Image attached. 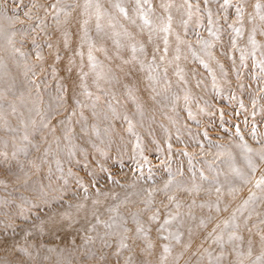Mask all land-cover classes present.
Instances as JSON below:
<instances>
[{
  "label": "rangeland",
  "instance_id": "374dc122",
  "mask_svg": "<svg viewBox=\"0 0 264 264\" xmlns=\"http://www.w3.org/2000/svg\"><path fill=\"white\" fill-rule=\"evenodd\" d=\"M68 2L71 5H77L78 3L77 0H68ZM188 2L193 5V15L190 20L187 14V5L184 0H150L153 15H158L159 17L163 15L167 17L168 15L161 7L162 4L172 5L168 10L172 15V26L171 32L168 34L167 55L165 56L163 51V39L159 45L152 48L155 49L153 51L156 53V61H158V64L153 62V67L157 68L163 77L157 85L159 89L168 90V96L171 99L168 105L174 108L172 110L168 108L167 112L156 116L158 123L161 124V122H164L162 126L163 130H151V133L148 134L146 133L147 124L145 125L141 121L135 123L139 128H143V125L147 126H144L145 135H143L144 133H136L139 137V148L136 146L137 136L128 142L121 141L117 138L118 134L130 135V132L127 131L128 122L123 125L121 132L117 134L112 132L113 129H110L106 134V139L103 143H100L101 147L97 144H88L83 147L80 143L81 136H73V139L70 141L64 140L62 138L63 129L68 125L61 123H59L60 125L58 123L54 124V119H52L50 128L56 127L57 131L55 136L60 137L59 146H57L49 129L43 128L40 125V117L35 115V109L39 108L42 113H48L47 106L52 102L53 104L49 111L53 115L57 111L60 97L63 96L66 99L68 94L66 85L63 88L57 87L63 81V78L59 75L57 76V73L54 75L52 71V68L55 67L52 62L55 53L58 51L61 56L62 52L55 47L54 43H52V49L44 47L42 51L45 56V61L43 64H40L35 60L34 53L30 52V39L26 41L22 50L28 52L31 57L30 62L37 65L36 75L32 76L29 74V77L26 78L23 62L20 58L13 57L9 51L0 50V60L6 66L4 71L0 73V76L6 74L11 77V82L7 85L8 88L0 90V101L6 102L8 105L15 101L16 105V113L14 115L11 114V108L9 106L2 109L9 124L15 131L8 132L0 127V135L5 138L3 142H0V153H7L8 155L7 161H5L4 156L0 155V181L8 185L5 188L3 183H0V201H8L7 204H0V262L6 259L9 260L6 257L14 256L18 261H27L29 258L24 256L23 253L13 251V245L29 247L33 243H40L41 235L37 237L34 234L25 241L22 230L24 224L27 222H30L31 225L35 223V219L27 216L28 213L34 211L42 212L43 206L47 207L49 204H45L39 199H34V197H37V189L41 185L50 186L51 189L55 190V192L52 190L54 194H57V191L60 190L61 192L68 190L74 192L82 189L80 188L82 186L76 183V177L69 179V176H66L69 169L73 175L79 174L80 177L83 176V180L85 181L88 179L90 188L94 184L108 185L111 182L116 183L118 187H124L136 181L144 182V180L150 179L148 180L149 185L146 190H156L153 196L154 204L152 207L153 210H158L159 205L175 207V204L169 203L163 191L156 188L155 181L157 178L166 176L167 179H178L179 184L184 188H188L186 183H191L193 187V185H200L201 181L209 183L214 178L226 174L225 169L222 167V162L228 158L227 152L232 153L236 150L241 152L240 148L237 147L241 143L239 136L236 135L237 127L240 130V135L243 136L244 142L249 147L259 149L264 146V91H262L264 89V76L261 75L258 67V62L264 59V35L260 34V21L257 18L254 23L257 27L255 37L259 38L256 40L258 47L253 49L249 41V36L252 33L254 25L248 22V16L254 14V5L257 2L264 4V0H231L233 6L229 7L226 11L221 7L223 0H209L208 4H205L204 0H188ZM29 3L30 0H23L24 5H29ZM41 3L47 5L53 2L43 0ZM129 3H134V0H129ZM237 3L243 6L245 10V19L242 26L243 31L240 36H237L228 27L235 19V6ZM197 5L200 9L199 13L196 12ZM144 7L147 8L148 5ZM206 9L212 13L213 30L219 29L217 33L218 39L209 35ZM25 10L24 7L19 9L21 19H23V12ZM40 14L43 15L44 13L41 11ZM129 15H133L131 9H129ZM225 15L228 17L227 21L224 19ZM184 21H188L187 26H185ZM47 24L49 26L48 30L53 31L56 28L53 21H49ZM26 26L24 25V27ZM235 26L241 27L239 24ZM20 27L21 25L17 24V28ZM50 35L53 39L54 36L52 34ZM177 36L183 41V43L179 44V60L175 59L177 55ZM19 39L20 37L18 36L17 41ZM51 40L49 41L50 43ZM233 40L236 41L235 48L232 46ZM203 41L211 43L212 47L205 50L201 43ZM38 42L42 43L43 41ZM188 45H191V48ZM157 48L159 50H156ZM241 49L245 50L243 62L241 61ZM94 52H98V50L94 49ZM208 53H211V55ZM162 56L164 57L163 60L161 59ZM220 65H223V72L221 71ZM60 71L58 70L59 74ZM178 71L180 75H177ZM238 76L239 79L237 78ZM28 79L34 80L35 84L40 86L39 97H37L34 85L28 83ZM18 101H25L33 107V110L31 111L20 106L17 103ZM64 101V107L58 109L61 114L56 115L55 119L64 115L67 117L72 111H75L76 115L72 117L73 120L70 125L74 129V132L76 127L74 122L83 123L87 111H90L89 114L93 119L96 117V120L93 122L96 128H99L100 124L104 125L106 122L104 119L105 116L113 115L107 103L104 106L97 105L95 109H93L94 107L91 103H83L80 106L77 104L73 108H67ZM253 101H255V106L253 105ZM241 102L244 105L243 108L240 106ZM173 110L177 111L176 115L175 113H171ZM97 111L102 112L96 113ZM93 112L96 115H93ZM81 113H83L84 120L80 119ZM29 118L37 120L36 129L33 130L31 124H29L28 133L31 141H37V143L32 141V144L39 145V152L31 144H26L20 139L24 135V129L20 126L19 121L21 119L29 120ZM90 124L91 122L86 125ZM86 125L83 127H78L77 125V134L80 133L79 135L88 137L91 133ZM106 127H109V125ZM253 128H255V137L252 134ZM44 131L48 132L49 137H41ZM205 133L208 134L207 137H205ZM33 134L37 135L32 138ZM113 137H115L114 140L118 139L121 144L109 146L108 139L111 140ZM13 139H15L17 145L28 148V156H24L23 153H18L16 159L12 158V152L14 151ZM5 141H7V147H5ZM169 145H171V149H169ZM201 145L203 148H201ZM217 145L223 146L225 155L220 156L217 154L220 151ZM70 149L75 155L69 156ZM140 149H143L145 152H152L149 159L138 156L137 153ZM45 150H48L47 156L43 155ZM185 152L188 155H184ZM38 157H42L46 162L41 163L37 159ZM30 160H37V163H40V170L38 172L28 166V161ZM57 160L64 167L63 172L61 173L56 170L51 175L46 176L50 167H56ZM18 162L25 165L24 171L28 172L31 176V179L26 184L23 180H17V176L22 177L24 175L18 167ZM81 162H84V165L87 164L89 167L92 166L91 171L93 176L83 172V168L77 167ZM77 163L78 165H76ZM101 166L107 171H101ZM242 166L243 164H238V167ZM142 169L153 172L155 175L153 179L156 180L154 181L147 176L144 172L145 170ZM201 173L207 177V180L201 179ZM256 176L259 178L260 172ZM200 186L202 187V185ZM249 188H251V185L244 187V191L237 193L235 196L245 195L248 193ZM207 189L206 184L199 194L177 189L171 190V194L173 195L178 192L176 201L181 205L178 213L180 215L188 214L191 211L193 215L200 214L199 216L211 214L208 208L202 209L199 207L200 204L208 202L209 197L216 196L214 192L209 196ZM21 196L25 197L29 203L22 204L20 200ZM145 197L146 191L144 190L140 199L136 197H128L129 199L126 200L122 199L121 201L123 203L120 204V210L124 204L127 206L131 204L133 207L144 206L141 201ZM193 201H195V205H193ZM190 205H193L191 209L189 208ZM21 207L23 209V215H18ZM175 210H177L176 207ZM212 212L214 213L215 211L213 210ZM7 217H11V221ZM197 222L192 221L194 226H196ZM211 225H209L210 228ZM13 228H15V232H13ZM6 233H14V235L19 233V235L13 241L6 244L4 241ZM42 239L46 245L51 247L50 244L53 240L49 235L45 234ZM23 242H27V245H22ZM182 244L178 245V251L198 249L197 245L193 244L195 247L185 250ZM30 251L35 256V250L30 249ZM113 252L110 256L109 254H105L107 260L104 264H116L117 257L113 255ZM43 255L47 256L48 259L45 260ZM69 255L61 254L58 249L53 253H47L46 250L42 249L38 261L39 264H51L54 260H67L70 261V264H75L82 260L84 264H96L95 260L89 259L86 255L81 258L79 254H76V257ZM127 255L129 256V254ZM130 255L133 256L132 254ZM97 256H99V253H97ZM128 256L121 254L119 258L120 264H124ZM198 258V255H194L192 258L184 255L180 261H186V264H193ZM228 258L226 257L225 260ZM29 264H31V261H29Z\"/></svg>",
  "mask_w": 264,
  "mask_h": 264
},
{
  "label": "snow or ice",
  "instance_id": "6c2138e0",
  "mask_svg": "<svg viewBox=\"0 0 264 264\" xmlns=\"http://www.w3.org/2000/svg\"><path fill=\"white\" fill-rule=\"evenodd\" d=\"M185 4L187 5V14L189 20L191 19L193 13H192V7L188 0H184ZM205 4L209 3V0H204ZM148 5L147 8L144 6ZM231 0H223V4L221 7L225 9V11L232 7ZM21 7H24L26 10L23 12V19H21L19 14V9ZM75 7H81L80 5H67L63 2V0H55V3L51 4H44L40 3L39 0H30L29 5H24L23 0H0V20L7 21L8 27H2L0 26V41L3 43H0V50L3 51H9L13 57H19L20 60L23 62V69H24V75L26 78L29 77V74L32 76L36 75V69L37 65L30 62L31 57L28 52L23 51V47L25 46V42L30 39V52H33L35 55V60L43 64L45 61V56L43 55L42 49L44 47H47L48 49L53 48V44L49 41L52 39L51 35L48 34V24L47 21L49 17L53 20L56 31H61L63 25H67L68 19L67 17L70 15V10H75ZM161 7L164 9L165 12L168 13L167 17H157V20H160L161 23L157 25L153 20V10L152 6L150 4V0H134V7L132 9V12L135 14V18L133 16L129 15V10L125 6L124 0H114V2H111V8L114 11L109 12L103 9V6L99 2V0H84V3L82 5V15L87 17L83 21L82 29H83V36L81 37V40L83 43H87L88 45V63L89 67L91 69V73L94 75V83H97L101 79H105L106 75L103 73L102 68L103 65L96 59V57L93 55V50L96 49L98 51H106L103 47L97 48L95 41L91 37L88 31V24L89 20L92 16H95V31L98 37H101L103 39L104 36H110V38L113 40L115 47L117 50L121 48H128L131 52V61H124L125 63L130 62H138L140 64L141 69L144 68V61L139 58L137 53L145 54V45L143 43H137L135 36H133L128 29L123 25L119 23L118 17H122L123 20L129 21L132 25H137V20L141 21L139 25H137L141 32H143L145 29L148 30V42L151 43L153 39L154 34H158L160 32L164 33L163 36V43H164V54L167 55L168 52V34L171 32V26H172V15L168 11L172 5L171 4H162ZM236 12H235V19L233 23L229 24L228 27L232 29V31L237 35L240 36L243 31V24L245 19V10L243 6H241L239 3L235 6ZM254 14H250L248 16V22L252 23L254 26L252 28V33L249 36V41L253 47V49H256L258 47L255 35L257 31V27L255 26V21L257 18L260 21V34L264 35V4H261L257 2L254 5ZM41 11L44 13L41 15ZM200 9L199 6H196V12L199 13ZM207 16H208V25H209V35L214 36L217 39L219 38L217 33L219 32V29L213 30V19H212V13L210 10H207ZM63 14L64 19H61V15ZM107 18V28L111 29V32L108 33L105 30V27L101 24V20ZM225 21H227L228 17L225 15L224 17ZM188 21H184L185 26H187ZM17 24H20L21 27L17 28ZM241 25V27H236L235 25ZM24 25H27L24 27ZM120 29L117 31V29ZM64 35V41L63 46L65 49L68 48V32L66 29L63 30ZM20 37L19 41H17V37ZM177 48H176V60L180 59L179 52V44L183 43L181 41L180 37L177 36ZM43 41L42 43L38 41ZM127 42V43H125ZM202 47L207 50L208 48H211V43L207 41H203ZM19 45V46H18ZM233 48L236 47V41H232ZM189 48H191V45H188ZM156 50H159L158 48ZM241 61L243 62L245 58V50L241 49ZM211 55V53H208ZM74 55H79L83 57V53L80 51H77L74 53ZM254 55V52H253ZM62 57L60 56L59 52L57 51L53 58V64H58L61 61ZM161 59L163 60L164 57L162 56ZM75 61L70 57L69 58V64H73ZM3 61L0 60V68H3ZM207 67V65H205ZM258 67L260 69V73L262 76H264V59H261L258 62ZM80 80H81V87L84 89V94L88 97L92 96V93L87 90L86 86V78L89 75V73L83 72V64L80 66ZM149 68L151 69V65H149ZM221 71L223 72V65H220ZM71 71V69H68ZM53 74L56 73V68H52ZM166 74V70H165ZM177 75H180V72H177ZM226 75V73H225ZM239 79V76L237 77ZM149 79H152L150 76ZM28 83L34 85L37 97H39L40 92V86L38 84H35L34 80L28 79ZM214 85H215V77H214ZM98 86V84H97ZM59 88L60 86L57 85ZM264 91V89H262ZM64 97H60V103L57 105V111L49 117L47 113H42L39 108L35 109V115L40 117V125L43 128L49 129L51 134L53 135V138L59 146L60 137H56L55 133L57 129L55 127L50 128L51 120L55 119L56 115H60L61 113L58 111V109L64 107ZM76 103L79 105L80 102L76 101ZM253 105L255 106V101H253ZM95 106V105H94ZM241 108H243V103L241 102ZM9 107L11 108V114L16 113V106L13 103H10ZM109 109L115 116V109L112 108L111 104H109ZM76 115L75 111H72L71 114L67 117H65L64 120H61V124H66L68 126L64 127L63 129V136L62 138L66 141H70V138L73 136L74 129L70 127L72 123V117ZM93 115H96L95 112H93ZM191 115V113H190ZM126 121H128V128L127 131L130 133L133 132V124L132 121L125 115L123 117ZM80 119L84 120L83 113L80 115ZM105 120L108 119L107 116L104 117ZM20 126L24 129V135L20 138L22 142H25L26 144H31L32 147L36 149L37 152L40 151L39 145L32 144V141L29 138L28 133V127L29 124H31L33 130L36 129L37 126V120L34 118H29V120L21 119L19 121ZM0 127H2L5 131L11 132L15 131L9 124L5 114L2 110H0ZM94 131H96V135L99 136V130L96 129V126L93 125ZM83 130V129H82ZM110 131V126L104 129L105 134H107ZM252 134L255 137V128L252 129ZM207 133H205V137H207ZM236 135L239 136L241 143L237 145L238 148H240V156L243 160V166L238 167L236 165V157H234L230 152H227L228 158L230 160L229 169L230 172L228 175L225 176V179L223 183L220 182V180L217 178H214V180L210 183L209 188L207 189V192L209 196L212 195L214 192L216 195L215 201H209L206 203H202L199 205L200 208H208L209 212H212L213 210L215 213L219 214L221 212H228L229 208L228 205H225L223 208H221V204L223 203V198L225 195L234 197L235 194L240 192L242 190L243 186L251 185V188H249V194L246 199H244L231 213L230 215L219 222H214L215 217L209 215L207 218L201 217L199 221L196 223L195 229L191 226L187 229V234L189 237L188 242H183V235L184 233L180 231V228H183L184 221L180 217L179 213L177 215H172L171 213L168 214L167 218L164 219L163 223L160 224L158 231L161 233L167 232V235H163L161 238L164 241H168V243H164L162 247V254L160 256V264H165V262L168 260V257L172 253V245L175 243L176 245H181L185 250L191 249L193 247V236L195 234V231L197 229L199 230H207L209 225H214L210 231H206V234L202 238L199 246L198 251L194 252L193 255H198V260L196 264H224V261L226 259L227 255H234L235 260L233 262H230V264H245V261H248V264H264V212L257 211V208L259 206H264V146L260 147L259 149H253L248 146L247 143L244 142L243 136L240 135V130L237 127L236 129ZM13 146L14 151L12 152V158L16 159L18 153H23L24 156H28V148L26 146L17 145L15 142V139H13ZM137 148L140 147L139 144V137L137 136ZM5 147H7V141H5ZM201 148L203 146L201 145ZM217 148L220 149L218 151V155L222 156L225 155V150L223 149L222 145H217ZM169 149H171V145H169ZM142 154V153H141ZM0 155L4 156L5 161L8 159L7 153H0ZM44 156L48 155V150H45ZM75 155L74 152L69 150V156ZM184 155H188L187 152L184 153ZM38 160H40L41 163H45L46 161L43 160L42 157H38ZM191 161V158H190ZM28 166H30L31 169L38 172L40 170V163H37V160H30L28 161ZM18 167L21 172L24 173V175L17 176V180H23V182L26 184L29 179H31V176L28 172H25V165L18 162ZM85 167H88L87 164H85ZM56 168L57 171L63 172V167L59 160L56 161ZM101 171H107L106 169L101 166ZM260 172L259 178H257L256 174ZM34 174V173H33ZM69 175H72L71 170L69 169L68 172ZM49 175H51V168H49ZM183 175V173H181ZM111 178V177H109ZM201 179L207 180V177L201 173ZM0 183H3V181H0ZM67 183V181H65ZM77 184H80L83 186L82 181L77 178L76 180ZM118 183V181H117ZM3 186L5 188L8 187L6 183H3ZM47 187V190H46ZM175 188L177 190H183L186 192H195L199 194V192L202 190L200 185H193L192 188H184L181 184H173V180L169 179L165 185L164 188L161 190L163 193L167 196V199L169 203H174L177 210L181 207L180 203L176 201V197L171 194V190ZM85 192L88 191L87 188L84 189ZM146 191V197L141 201V203L144 205L142 209L139 210V212L132 214L131 219L136 225L134 230V235L137 239H142L146 241L145 245V251L151 253V250L153 248V244L150 242L149 233L151 232V228H146L144 223L140 219L141 213L144 212H151L152 214L148 217V220L153 223H159V211L155 210L153 211V196L155 193V189L152 190H145ZM97 198L92 200L93 207L91 209L87 208V205L83 202L77 204L76 210L77 214L80 211H84V216L82 218H76L73 216V214L65 209L63 212L57 211L55 214H46L47 219L43 220L41 222V225L39 226L38 231L41 235V240L39 244L33 243L29 247H18L17 245H13V251L23 253L24 256H27L29 259L27 261L20 260V261H12V260H4L3 262H0V264H29V261H31V264H39L38 258L40 256V251L46 250L47 253H53L57 251L56 247H49L46 245L42 239V237L47 234L48 232H51L55 234L58 230H69V229H75L77 233L83 232V235L80 237L81 243L77 245L76 240L73 239L70 241V248L65 249L61 248L59 251L62 254L64 251L68 250L70 252H78L80 249H84L86 256L91 259L95 260L96 264H104V262L107 260V257L105 256L103 252V248H109L111 249L113 247L111 241H116V248L113 252V255L117 257L116 264H120L119 258L121 257V254L124 251L131 252L133 249L128 243L130 237L129 232L132 231L126 225L128 224V220L121 215L119 209L120 204L123 203L121 201L120 203H117L115 205L109 206L105 209L106 212L109 213V216L107 219H102V215L99 212V207L101 205L100 196H104L105 199H107V193L102 192L101 190L97 189L96 193ZM34 199H39L41 202L48 204L51 200L52 202L60 203L63 201L64 197L62 193L54 194L50 186H43L41 185L37 189V197H34ZM113 200H116L117 197L113 196ZM20 200L22 204H27L29 201L21 196ZM84 200H87V197H84ZM8 201H0V204H7ZM193 205H195V201H193ZM193 205H190L189 208ZM36 206V205H34ZM63 207V205L61 204ZM167 207V205H164ZM72 205L69 204L68 208H71ZM18 215H23V209L21 207V211L18 213ZM89 216L91 219H89ZM256 217L255 221L251 223L250 221H253V217ZM188 218L191 221H196L197 218L195 215L189 211ZM9 221H11V217H7ZM14 223V221H12ZM173 223H178L179 227L176 231H171L170 227L173 225ZM79 225V227H76ZM103 229V232L100 231V229ZM253 229H256L255 236L258 237L259 244H260V254L253 257ZM247 232L249 234V237L247 239V248L245 249V236L242 234L243 232ZM13 232H15V228H13ZM33 236V232L31 230H27L24 232L23 239L25 241L28 240L29 237ZM101 245V249L99 251V256H97V252L92 250V246L97 244ZM204 245H208L205 247ZM30 248L35 250V256H33L32 251H30ZM230 250V251H229ZM48 257L45 256V260H47ZM177 261L179 257L176 258ZM57 264H70V261L67 260H58ZM124 264H133V258L131 255L127 257V259L124 261Z\"/></svg>",
  "mask_w": 264,
  "mask_h": 264
},
{
  "label": "bare ground",
  "instance_id": "6f19581e",
  "mask_svg": "<svg viewBox=\"0 0 264 264\" xmlns=\"http://www.w3.org/2000/svg\"><path fill=\"white\" fill-rule=\"evenodd\" d=\"M42 1L43 0H39L40 3ZM48 1L55 3V0H48ZM77 1H78L77 5H80L81 7H75V10H72V12H70V15L67 17V19H68L67 25H63L61 31H56V28L53 31L48 30V34L49 35L52 34L54 36V38L51 40V43H54L55 47L62 52L61 53L62 54L61 55V57H62L61 61L58 64H53V66H55V68H56V73H57L56 75L61 76L63 78V81L65 82V84L63 81L60 82V84H59L60 88H63V86L66 85V90H67L68 94H67L64 102L66 103L65 105L67 106V108H69V107L73 108L75 105H77L76 101L80 102L79 106L83 103L84 104L85 103H91L92 106L94 107L93 109H95L97 105H103L104 106L107 103V105L109 106V104H111L112 108L115 109V116L109 115L108 119L106 120L104 125L99 123L100 126H99V128H96V129L99 130L100 135L97 136L96 131H94V129H93V125H94L93 122L96 120V117H95V119H93L91 117V115L89 114L90 111L89 112L87 111L86 113L89 116L86 115L85 121H83V123L82 122H74V125L76 127H77V125H78V127H81V126L83 127L87 123L91 122L90 125H86V127L89 128V131L91 134L88 135V137L83 136V135H79L80 133L77 134V132H76L77 130L75 127V132L73 133V136L74 137L75 136H77V137L81 136L82 137V139H80V143L82 144L83 147L87 146L88 144H97L100 146V143H103V141L106 139V134L104 132V129L107 128L106 126L109 125L110 129H113L112 132H114L116 134L121 132L123 125L126 122H128L123 118L125 115L132 121V124L135 127V129H133V132L135 133V135H133V133H130L131 136L129 134H127V135L118 134L117 138H119V140H121V141H127L128 142V141H130V139L133 140L134 137L137 136L136 133L139 132L140 134H143L144 128L147 126L148 127H147L146 133H148V134L151 133V130L159 131L160 129H162L164 122L163 123L161 122V124L158 123L156 116L161 115L164 112H167L168 108L171 110L174 108V107H172V106L170 107V105H168L171 102V99L168 96V90L159 89L157 84H158V82H160L163 79V77L159 73L158 69L153 67V62L154 63L158 62V61H156V55H155L156 53H154L153 50H155L154 48L157 45H159V43L162 41L164 33L160 32L158 34H154L152 42L149 43L148 42V34H149L148 30L145 29L143 32H141L139 27L137 26L141 23V21L137 20V25H132L129 21H125V20H123V18L118 17L119 23L123 24L128 29V31L133 36H135V38H136L135 42L143 43L145 45V54L137 53L139 58L144 61V68L141 69L140 64L138 62H130V63L124 62L126 60L131 61V52L128 48H121V49L117 50L115 47V44H114L113 40L110 38V36H104L103 39H101V37L97 36L96 31H95L96 20H95V16H92L91 19L89 20V24L87 26L89 34L91 35V37L95 41L97 48L103 47L106 50V51H98V52H94V50H93V55L103 65L102 71L106 75L105 79H101L97 83H94V75L91 73V69H90L89 63H88V45H87V43H83L81 40V37L83 36L82 24H83V21L85 19H87V17L82 15V12H83L82 5L84 3V0H77ZM63 2L67 5H71V3L68 2V0H63ZM99 2L103 6L104 10L109 11V12H113V14H115L111 8V2H114V0H99ZM124 3H125V6L127 7L128 10L133 9L134 3H129V0H124ZM132 16H133V18H135L134 13ZM163 16H164V18H166L165 15H163ZM157 17H159V16L153 15V20L155 23L159 24L161 21L157 20L156 19ZM61 19H64V17L62 15H61ZM49 21H51V22L53 21L51 19V17H49L47 23ZM101 24L105 27L106 32H108V33L111 32V29L107 28V18L101 20ZM0 26L7 28V21L0 20ZM64 29H66L68 32V48L67 49H65L63 46V41H64L63 30ZM119 30L120 29L118 28L117 31H119ZM257 39H259V38L255 37V40H257ZM125 43H127V42H125ZM152 47H154V48H152ZM77 51L82 52L83 57H81L79 55H74V53ZM70 57L75 61L73 64H69V58ZM52 62H53V59H52ZM81 64H83V72L89 73V75L86 78L85 83L87 86V90L92 93L91 97L86 96L84 94V89L81 87V80H80V71H81L80 66H81ZM149 65H151V69L149 68ZM58 67H59V69H57ZM5 68H6V66H4L3 68H0V73H2V71H4ZM69 68L71 69V71L68 70ZM58 70H61L60 74H59ZM150 76L152 77V79H149ZM200 81H202V80H200ZM10 82H11V77L9 75L4 74L3 76H0V90L8 88L7 85ZM97 84H98V86H97ZM12 92H14V91H12ZM17 103H19L20 106H22L26 109H29L31 111L33 110L32 109L33 107L28 105L25 101H18ZM13 104H15V101L13 102ZM52 104L53 103L50 102L49 106H47V108H48L47 114L49 115V117L52 116V113L49 111L51 109L50 107L52 106ZM7 106H9L8 103L0 101V110H2L3 108H5ZM100 112H102V111H97L96 113H100ZM171 113L172 114L175 113V115H176L177 111L173 110V111H171ZM65 117H66L65 115L57 117L56 119H54V124H56V123L59 124L61 120L65 119ZM97 119H99V118H97ZM137 121H141L145 125L147 124V126L143 125V128H139L138 125L135 124ZM105 124H106V126H105ZM35 133H38V132H35ZM36 135L37 134H33L32 138H34ZM143 135H145V133ZM73 136L70 138V140L73 139ZM41 137L42 138L49 137L48 132L44 131V133ZM114 138L115 137H113L111 140L108 139L109 146H115V145L121 144V142L118 141V139L114 140ZM4 140H5V138L0 135V142H3ZM32 141H34V140H32ZM34 142L37 143V141H34ZM137 154L140 157H143L145 159H149L152 152L151 151L145 152L143 149H140V150H138ZM231 154L234 157H236L235 162H236L237 166H238V164L239 165L243 164V160L240 156L239 151L236 150V151L232 152ZM230 163L231 162H230L229 158H226L222 162V164H223L222 167L225 169L226 174L218 177V179L220 180L221 183H223L225 176L228 175L230 172V169H229ZM76 165H78V163ZM77 167L83 168V170H84L83 172L93 176L92 175L93 173L91 171L92 166L91 167H89V166L85 167L84 162H81V163H79V165ZM50 168H51V174L57 170L55 166L50 167ZM142 170H145V169H142ZM144 172L151 179H153L155 176L153 172H149L147 170H145ZM47 175L49 176V171H48V174H46V176ZM66 176H69V179H71V178L73 179V177L79 178L83 184V186L80 187L82 189L74 191V192H71L70 190H68L66 192H61V190L57 191L58 192L57 195L59 193L63 194V197H64L63 201H61L60 203H56V202H52L50 200L47 207L43 206L42 212H35L34 211V212L28 213L27 216L35 219V223L32 225L30 222H27L26 224H24V228H23L22 232H25L27 230H31L33 232L34 236H37V237L40 236V232L38 231V229H39V226L41 225V222L43 220L47 219L46 214H55L57 211L63 212V211H65V209L70 211L74 217L82 218L84 216V211H80L77 214V210H76L75 206L77 204L83 202L87 205L88 209H91L93 207L92 200L97 198V196H96L97 189L101 190L104 193H107V199H105L104 196L99 197L102 203L100 206H98L99 212L102 215V219H107L109 216V213L105 211L106 208L119 203L122 199H124V200L129 199L128 197H136L137 199H140L141 194H143V191L146 190L148 185H149L148 180H150V179L144 180V182L143 181L142 182L136 181L133 184L127 185L124 187H122V186L118 187V185L116 183L111 182L108 185H95L94 184L93 187L90 188V184L87 181L88 179L86 181L83 180L84 179L83 176L80 177L79 174L78 175L77 174L76 175H73V174L69 175L68 173H66ZM169 179H167L166 176H164V177L157 178V180L156 179H153V180L154 181L156 180L155 181L156 185H157L156 188L159 190H162L164 188L165 183ZM211 182L206 183L205 181H201V183H200V185H202L201 188H203V186H206V184H207V187L209 188ZM177 183H178V179L173 180L174 185ZM186 184H187L186 186L188 188H192L191 183H186ZM244 187H246V186H243L241 191H244ZM85 188L88 189L87 192H85V190H84ZM174 189L175 188H173L172 190H174ZM53 191L55 192V190H53ZM240 192H238V193H240ZM248 194H249V191H248V193H246L243 196L231 197V196L225 195L223 198V203L221 204V208H223L225 205H228L229 211L231 210L230 212L229 211L228 212H221L219 214H217L215 212L214 213L211 212V214H207L205 216H199L200 214H197V215H195L197 218L196 221H199V219L201 217L207 218L209 215L215 217L214 222L222 221L223 219L227 218L230 215V213L244 199L247 198ZM85 196L87 197V200H84ZM113 196L117 197V199L113 200L112 199ZM174 196L177 199L178 198V192L174 193ZM215 199H216V196H211V197H209L208 202L209 201H215ZM61 204L63 205V207L61 206ZM69 204L72 205L71 208H68ZM143 207L144 206L133 207L131 204L129 206L124 204L122 206V209L121 210L119 209L121 215H123L128 220V224L126 225V227H128L130 230H132L129 232L130 239H129L128 243L130 244V246L132 247L133 250L131 252L124 251L122 254H125L126 256H128L127 254H129V255L132 254L133 255L132 256L133 264H158V263H160V256L162 254V247L161 246L164 243H168V241H164L161 238L163 235H167V232H164V233L159 232L158 231L159 226H160V224L163 223L164 219L167 218L169 213H171L172 215H177L178 210H175L174 206H173L174 207L173 208L172 206L165 207V206L159 205L158 211H159V217L160 218H159L158 224H154L153 222H150L148 220V217L152 214L151 212L141 213L140 219L144 223L145 227L151 228V232L149 233V237H150V242L153 240L151 242L153 244V248L151 250V254H149V252L145 251V245L147 242L142 240V239H137L135 237L134 230H135L136 225L134 224V222L131 219L132 214L139 212V210L142 209ZM153 211H155V210H153ZM257 211L264 212V206H259L257 208ZM180 217L184 221L183 228H180V231L184 233L183 242H188L189 237L187 234V229L189 226H191L195 229V226H194V223H192V221L189 220L188 214H181ZM89 219H91L90 216H89ZM255 219H256V217L254 216L253 221L249 222L250 225H251V223H253L255 221ZM213 226L214 225H211V228ZM76 227H79V225H77ZM169 227H170L171 231H176L177 228L179 227V224L173 223V225H171ZM211 228L209 226L206 231H210ZM100 231L103 232V229L101 228ZM206 231L205 230H199V229H197L195 231V234H194L192 239H193V244L197 245V248H198L202 238L206 234ZM255 232H256V229H253V234H252L253 257L260 254V244H259L258 237L255 236ZM242 234L245 236L244 247L246 249L247 248V242L246 241L249 237V234L246 231L243 232ZM17 235H19V233H17L16 235H14V233H6L4 236L5 243L6 244L10 243L11 241H13V239H15V237H18ZM47 235H49L53 240V242L50 244V246L51 247L54 246L58 250H60L61 248H65V249L70 248V241L73 239H75L77 245H79L81 243L80 237L83 235V232L77 233L75 231V229H69L67 231L58 230L55 234L48 232ZM133 237H135V238H133ZM138 241H140V243H138ZM111 243L113 245V247L111 249H109V248H103L102 249L104 254H109V256L113 251H115V248H116V241L113 240V241H111ZM22 245H27V242H23ZM204 246L207 247L208 245H204ZM193 247H195V246L193 245ZM100 249H101V245L99 244V242H97V244L92 246V250L96 251L97 253H99L98 250H100ZM172 249H173L172 253L168 257V260L165 262V264H186V261L183 262V261H180V259L183 258L184 255L186 257L192 258V256H194L193 253L198 251V249L197 250L191 249L188 251H178V245H176L175 243H173ZM63 254H70V255H73L74 257H76V254H79L80 258L84 257L86 255L84 249H80L78 252H75V253L66 250L63 252ZM195 256H197V255H195ZM14 257H6V258H8L9 260L18 262V260L15 259ZM177 257H179L178 261L176 259ZM226 257H229V258L224 261V264H230V262H233L235 260L234 255H227ZM3 261L4 260H2V262ZM57 261L58 260H54L51 264H57ZM196 262L193 264H196ZM75 264H84V263L82 260H80L79 262H77ZM245 264H248L247 260L245 261Z\"/></svg>",
  "mask_w": 264,
  "mask_h": 264
}]
</instances>
